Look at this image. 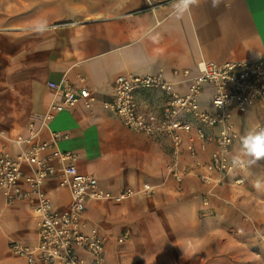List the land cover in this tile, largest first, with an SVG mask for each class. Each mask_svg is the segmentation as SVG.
<instances>
[{
	"label": "crops",
	"instance_id": "obj_1",
	"mask_svg": "<svg viewBox=\"0 0 264 264\" xmlns=\"http://www.w3.org/2000/svg\"><path fill=\"white\" fill-rule=\"evenodd\" d=\"M56 1L0 0V151L17 153L14 137L27 136L34 122L40 140H49L51 132L66 135L55 147L75 153L78 171L96 176L100 189L134 190L120 203H86L88 225L105 239L107 264H159L155 257L161 253L165 264H223V257H240L239 244H246V264H264V206L257 203L256 189L261 161L246 165L242 189L232 175L211 188L191 173L178 183L166 166L183 170L191 164L186 141L176 151L168 139L133 131L101 106L111 100L121 74L161 73L183 93L182 70L194 72L201 60L264 59V0H222L217 8L212 0H198L180 16L172 0H90L88 17L64 24L57 13L48 14ZM63 77L86 86L95 101L90 107L79 102L41 126L37 116L58 98L47 83ZM135 96L149 115H158L165 102L160 91L139 90ZM210 98L211 88L204 85L203 109L210 110ZM231 119L240 135L252 126L264 128V111L255 107L234 111ZM197 145L199 158L206 160L210 138L204 147ZM239 148L235 141L232 152ZM44 188L54 210L69 208L70 193L55 179ZM205 193L208 205L202 202ZM229 229L237 234L227 235ZM124 233L127 238L117 242ZM12 239L34 245L36 219L26 201L8 203L0 194V264H22L9 249Z\"/></svg>",
	"mask_w": 264,
	"mask_h": 264
},
{
	"label": "built area",
	"instance_id": "obj_2",
	"mask_svg": "<svg viewBox=\"0 0 264 264\" xmlns=\"http://www.w3.org/2000/svg\"><path fill=\"white\" fill-rule=\"evenodd\" d=\"M158 4L170 0H154ZM177 75V71H173ZM181 75L187 82L183 93L161 74H121L113 82L111 100L101 102L103 109L114 115L125 127L152 138H166L172 148L179 151L184 140L191 156V164L179 170L174 164L166 166L172 178L180 183L187 173L197 177L207 188L221 185L227 176H234L240 184L244 167L232 166V148L240 143L242 135L233 126L234 111L246 112L255 107L264 111V59L243 61H199L194 72L184 69ZM204 85L211 88L210 110L200 105ZM47 86L57 100L37 120L45 126L55 115L82 102L86 107L95 96L84 85L74 84L63 77ZM139 90L160 91L165 102L158 115L140 110L136 100ZM193 123L196 124L193 129ZM27 136L17 135L14 143L17 153L0 151V194L8 203L26 201L37 224V240L27 245L18 239L9 242L11 253L22 264H107L105 239L85 217L86 203L90 199L120 203L132 197L133 189L118 192L102 190L96 176L80 173L77 155L60 151L55 143L66 138L61 132H51L49 140H40L34 122L28 124ZM212 134L208 136L207 132ZM213 131V132H212ZM210 138L213 145L206 160L198 156V143L204 147ZM46 152H48L46 154ZM58 161V166H54ZM27 170V171H26ZM55 179L58 186L70 193V205L65 211H56L45 191V182ZM204 205L207 194L202 195ZM124 233L116 238L121 243Z\"/></svg>",
	"mask_w": 264,
	"mask_h": 264
},
{
	"label": "rangeland",
	"instance_id": "obj_3",
	"mask_svg": "<svg viewBox=\"0 0 264 264\" xmlns=\"http://www.w3.org/2000/svg\"><path fill=\"white\" fill-rule=\"evenodd\" d=\"M61 10V11H60ZM52 13L55 14L57 13V22L59 19V23H68V22H73V21H77V20H82L86 17H88L90 15V0H57L55 2V5H51L48 6V14ZM59 14V15H58ZM232 120V119H231ZM234 126V124H233ZM235 128V126H234ZM252 129H260L259 126H252ZM262 162V167H261V171L259 173V183L256 184L257 186V192H258V200L257 203L258 205H262L264 206V161ZM246 165L245 168L242 170L241 173V177H242V182L240 184H236L237 187H244L246 185V177H247V172H246ZM235 184V183H234ZM246 188V187H245ZM242 189V188H241ZM237 193L238 195H240V189H237ZM240 198V197H239ZM237 198L238 201V205L242 206L245 204V200H243L242 198ZM241 199L244 201L241 203ZM236 201V202H237ZM208 205V204H207ZM242 218H244L242 216ZM230 234L231 229L228 230ZM240 233H238L239 238L245 237L246 235L242 234L241 231H239ZM236 233V232H234ZM237 234V233H236ZM230 236V235H229ZM237 236V235H236ZM238 249V253L240 255V257H223L224 258V262L223 264H246V244H239L237 246ZM180 250H183V247H180ZM166 253H161L159 257H155L156 260L160 261L159 264H165V259H166ZM154 259H152L153 261ZM232 260V261H231ZM232 262V263H231Z\"/></svg>",
	"mask_w": 264,
	"mask_h": 264
},
{
	"label": "clouds",
	"instance_id": "obj_4",
	"mask_svg": "<svg viewBox=\"0 0 264 264\" xmlns=\"http://www.w3.org/2000/svg\"><path fill=\"white\" fill-rule=\"evenodd\" d=\"M197 2L198 0H172L171 7L180 16L189 10L190 5ZM221 2L222 0H212V7H219ZM260 161H264V128L246 131L240 139L239 150L231 157L234 168L255 165Z\"/></svg>",
	"mask_w": 264,
	"mask_h": 264
}]
</instances>
